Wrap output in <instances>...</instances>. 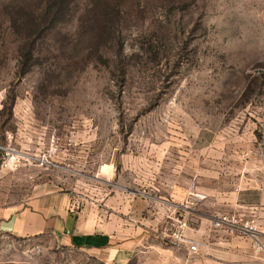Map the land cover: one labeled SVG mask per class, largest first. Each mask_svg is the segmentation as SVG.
<instances>
[{
  "label": "rangeland",
  "instance_id": "1",
  "mask_svg": "<svg viewBox=\"0 0 264 264\" xmlns=\"http://www.w3.org/2000/svg\"><path fill=\"white\" fill-rule=\"evenodd\" d=\"M0 146V208L264 224V0H0ZM0 264L112 263L0 230Z\"/></svg>",
  "mask_w": 264,
  "mask_h": 264
},
{
  "label": "crops",
  "instance_id": "2",
  "mask_svg": "<svg viewBox=\"0 0 264 264\" xmlns=\"http://www.w3.org/2000/svg\"><path fill=\"white\" fill-rule=\"evenodd\" d=\"M71 204L66 193L38 189L22 207L0 208V230L22 236L54 232L61 241L112 264H264V253L254 251L249 237L214 227L211 210L196 213L195 208L189 217L184 233L198 244L193 252L189 242L159 233V219L139 223L137 214L125 218L116 210L111 217L101 211L78 213Z\"/></svg>",
  "mask_w": 264,
  "mask_h": 264
},
{
  "label": "built area",
  "instance_id": "3",
  "mask_svg": "<svg viewBox=\"0 0 264 264\" xmlns=\"http://www.w3.org/2000/svg\"><path fill=\"white\" fill-rule=\"evenodd\" d=\"M1 148L5 149V147ZM5 162L6 161H3V163ZM186 226L187 222L180 219L178 228L171 235L179 242H189L190 250L196 252L198 250V244L191 241V239L185 235L184 229ZM214 227L226 229L231 233H238L242 236L249 237L252 240L254 251L256 253H264V231L261 228L259 218L256 214L241 211L223 213L215 218Z\"/></svg>",
  "mask_w": 264,
  "mask_h": 264
},
{
  "label": "trees",
  "instance_id": "4",
  "mask_svg": "<svg viewBox=\"0 0 264 264\" xmlns=\"http://www.w3.org/2000/svg\"><path fill=\"white\" fill-rule=\"evenodd\" d=\"M57 11H58V13H57L58 15H57V16H59V15L61 14V6H59V8H58V10H57ZM28 55H30V56H31V52H30V53H28Z\"/></svg>",
  "mask_w": 264,
  "mask_h": 264
}]
</instances>
